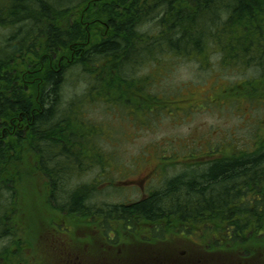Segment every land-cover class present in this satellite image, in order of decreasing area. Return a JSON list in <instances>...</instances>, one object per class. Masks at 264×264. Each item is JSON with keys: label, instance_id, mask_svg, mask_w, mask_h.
I'll list each match as a JSON object with an SVG mask.
<instances>
[{"label": "trees", "instance_id": "trees-1", "mask_svg": "<svg viewBox=\"0 0 264 264\" xmlns=\"http://www.w3.org/2000/svg\"><path fill=\"white\" fill-rule=\"evenodd\" d=\"M147 23L152 34L141 30ZM96 30L102 34L93 39ZM161 55H216L223 66L254 68L257 78L230 85L226 96L264 104V0H0V239H9L0 264H27L13 229L20 230L21 191L36 192L38 180L40 193H53L47 201L67 214H172L243 250L264 244V143L256 139L244 148L209 147L205 161L187 164L131 208L103 205L92 183H76L84 171L110 165L89 105L154 117L171 104L173 97L150 92L151 78L125 73ZM70 75L86 89L64 100ZM162 150L159 158L170 162Z\"/></svg>", "mask_w": 264, "mask_h": 264}, {"label": "rangeland", "instance_id": "rangeland-1", "mask_svg": "<svg viewBox=\"0 0 264 264\" xmlns=\"http://www.w3.org/2000/svg\"><path fill=\"white\" fill-rule=\"evenodd\" d=\"M93 9L95 8L92 11ZM100 19L103 20L102 17ZM141 30L152 34V24H145ZM95 34L97 36L93 39L100 38L102 30H96ZM202 59L198 56H170L161 58V64L154 61L125 71L128 75H135L133 77L151 78V82H154L150 86L151 93L173 97L171 104L154 117L153 113L146 115L135 109L130 110L129 107L121 109L113 106L114 110L107 112L105 105L98 101L89 105L86 116L102 130L99 135L100 152L104 157L110 158V165H105V168L94 166L84 171L77 177L76 183H92L95 186L94 194L108 195L109 201L118 196L133 200L136 193L142 191L143 185L148 192L163 186L166 180L186 170L187 164L205 161L206 155L202 153L211 146L223 144L228 149L229 144H233V148H244L245 144L246 147L251 144L252 139L264 143V104L256 101H235L226 96L230 85L257 78L258 71L239 65L232 68L223 66L216 55ZM79 79V75L68 77L64 100L85 91L84 81ZM162 149H168L166 153L171 152L168 158L170 162H163L159 158ZM199 154L201 155L197 157ZM189 155L196 159L191 160ZM35 185L38 188L36 192H28L29 189L21 191V198L17 202L20 213L16 214L20 230L17 227L13 229L14 235L21 237V242H24L20 245V252L27 264H68L65 262L66 257L72 255L78 256L84 264L89 258L88 255L93 252L91 247H97L95 251L98 249L100 253H104L102 249H105V245H100L98 238L94 237L93 228L88 227L86 222L72 221L69 217H66L65 224L61 223L64 215L52 209L47 201V193H40L42 181H36ZM30 186L32 188L29 183L28 188ZM51 219H56L57 224L52 223ZM67 221L72 224L69 232L61 228L68 227ZM212 232L222 237L215 229ZM57 233L64 235H53ZM201 234L205 238L214 236L202 230ZM193 235L195 238H202L200 234ZM246 237L243 236L245 239ZM177 238L175 236L162 243L150 245L131 238L125 243L121 241L119 248L122 253H128L127 248L139 250L146 245L147 250L159 248L172 255L184 254L201 261L200 257L209 258L210 262L206 261L205 264H220L217 261L220 257L216 255L220 252L219 256L225 264H264V244L261 243L248 250L244 249L246 251L231 244L230 247L236 248L235 257L231 256V250L222 252L219 247L213 250L217 251L216 254L211 255L213 251L205 248L213 245L208 241H201V244H206L205 247L203 245L198 246L199 250H190L196 245ZM8 243L9 239L1 238L0 249L8 247ZM230 247L225 246L226 249ZM11 248L16 252L15 246ZM11 248L9 250L12 251Z\"/></svg>", "mask_w": 264, "mask_h": 264}, {"label": "flooded vegetation", "instance_id": "flooded-vegetation-1", "mask_svg": "<svg viewBox=\"0 0 264 264\" xmlns=\"http://www.w3.org/2000/svg\"><path fill=\"white\" fill-rule=\"evenodd\" d=\"M145 186H142V191L140 193H136L135 199L133 200H127L125 198H113L110 203H116L122 208H131L133 205L143 202L150 197H152L155 194L158 193H148L145 188ZM53 195V193H47V195ZM110 197L102 196L98 201L102 203L103 205L109 204ZM116 199V200H115ZM50 203V202H49ZM51 204L52 209L58 211L60 214H63V219H61V223L66 222V217L73 219L74 221H82L86 222V225L90 228H93L95 231H92L94 234V237L98 238V241L105 245V249L103 248L102 251L104 253H100L97 247H91L93 252L90 253L88 256L89 258L84 262V264H205L206 261L210 262L209 258H202V261L199 259H191L187 255H172L167 250H161L159 248L152 250H147L146 245H150L151 243H162L166 240H169L170 238H174L175 236L178 237L177 239H181L185 243H193L196 245V247H191L190 250H199V247H204L206 244H201V241L212 243L213 245L206 246L207 251H213L216 249V247H219L222 252H226L228 250H231V256H235V247H230L231 244L227 239H224L222 237H218L214 235L212 238H205L201 234V224H190V223H184V222H175L173 215L168 214L164 215L163 217H156V218H149L147 216H144L143 214H133L132 216L122 215H108L104 213V211L101 212H94L86 215V216H80L77 213L75 214H67L66 212H60L58 209L53 207V204ZM98 208V207H96ZM100 209V208H98ZM84 219V220H80ZM72 220V221H73ZM52 223H56V219H51ZM76 221V222H77ZM75 222V223H76ZM61 223L59 225H61ZM68 227L61 228L67 232L71 231L72 226L71 222L67 221ZM75 225V224H74ZM196 229L191 234L188 233V230ZM200 234L202 238H195L193 234ZM64 235L63 233H57L53 235ZM192 235V236H191ZM136 239L138 242L142 244H146L143 248H140L139 250L135 249H129L128 253H122L121 248H119V244L121 241L128 242V239ZM117 239V240H116ZM197 240V241H196ZM99 245V246H100ZM117 245V246H116ZM116 246V247H115ZM225 246L230 247L229 249H226ZM74 247V246H73ZM115 247V248H114ZM76 250V249H75ZM99 250L101 248L99 247ZM202 252V251H201ZM217 251H213L211 255H215ZM200 255L202 253L198 252ZM211 253V252H209ZM220 254V252H219ZM218 255L217 261L221 264L223 263L221 256ZM199 256V255H197ZM206 256V255H204ZM209 257V256H207ZM65 262L68 264H82L81 260L78 258V256L72 255L67 256ZM231 262V261H230ZM225 264V263H223Z\"/></svg>", "mask_w": 264, "mask_h": 264}, {"label": "bare ground", "instance_id": "bare-ground-1", "mask_svg": "<svg viewBox=\"0 0 264 264\" xmlns=\"http://www.w3.org/2000/svg\"><path fill=\"white\" fill-rule=\"evenodd\" d=\"M54 44V43H53Z\"/></svg>", "mask_w": 264, "mask_h": 264}]
</instances>
